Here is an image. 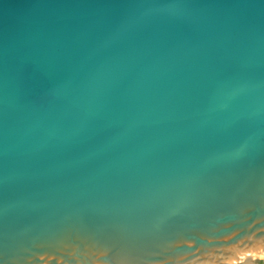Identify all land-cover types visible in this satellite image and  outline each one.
Masks as SVG:
<instances>
[{
    "label": "water",
    "instance_id": "obj_1",
    "mask_svg": "<svg viewBox=\"0 0 264 264\" xmlns=\"http://www.w3.org/2000/svg\"><path fill=\"white\" fill-rule=\"evenodd\" d=\"M0 264H264V0H0Z\"/></svg>",
    "mask_w": 264,
    "mask_h": 264
}]
</instances>
